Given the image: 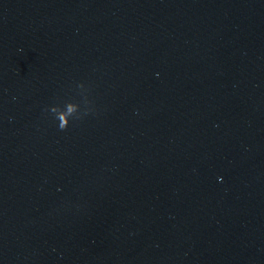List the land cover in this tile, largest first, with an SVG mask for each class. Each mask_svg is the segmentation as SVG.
Segmentation results:
<instances>
[{
	"label": "clouds",
	"instance_id": "clouds-1",
	"mask_svg": "<svg viewBox=\"0 0 264 264\" xmlns=\"http://www.w3.org/2000/svg\"><path fill=\"white\" fill-rule=\"evenodd\" d=\"M69 110L71 111V109H69ZM58 119H59L58 128H59L60 130H65V129H67V128H68V122H67L66 118L64 117V115L61 114V115L58 117Z\"/></svg>",
	"mask_w": 264,
	"mask_h": 264
}]
</instances>
